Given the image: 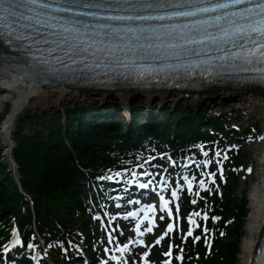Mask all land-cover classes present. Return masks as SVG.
Listing matches in <instances>:
<instances>
[{"label":"snow or ice","instance_id":"obj_1","mask_svg":"<svg viewBox=\"0 0 264 264\" xmlns=\"http://www.w3.org/2000/svg\"><path fill=\"white\" fill-rule=\"evenodd\" d=\"M196 16L204 18L183 24L145 23ZM99 20L104 23L93 22ZM112 21L125 23L113 24ZM0 37L8 45L24 47L25 55L31 57L35 64L48 63L43 57H37V52L41 51H61L75 63L72 55L83 58L82 54L90 51L93 55L99 51L111 55L113 50L135 54L155 48L157 52L171 50L168 54L175 55V50L183 49L186 44L216 45L217 51H221L220 44H231L236 49L231 52L233 61L264 65V0H0ZM153 37L159 43L153 44ZM165 39L171 42L164 43ZM38 45L47 47L38 48ZM228 57L229 52L225 51L221 59ZM56 59L59 62L60 58ZM135 59L133 55L132 66L137 69V79L153 71L150 66L136 65ZM0 65L5 75L13 73L6 56ZM252 70L261 73L258 79L264 82V67ZM120 175L117 172L109 178ZM210 175L215 178L214 173ZM201 186H204L203 181ZM172 194L177 195L175 189ZM168 203L165 200L164 206L167 207ZM171 228L169 225V230ZM139 242L144 243L142 240ZM12 243L19 245L21 241L16 239ZM145 264H148L147 260Z\"/></svg>","mask_w":264,"mask_h":264},{"label":"bare ground","instance_id":"obj_2","mask_svg":"<svg viewBox=\"0 0 264 264\" xmlns=\"http://www.w3.org/2000/svg\"><path fill=\"white\" fill-rule=\"evenodd\" d=\"M56 52L51 55V60L47 64L35 67L25 65L23 67L22 63L19 62L24 60L22 55H15V53L9 52L8 49L0 45V54H2L0 55V61L6 56L13 67V73L5 75L2 65H0V107L6 106L9 102L11 103V109L0 130V141L5 150L3 159L10 164L15 175L17 174V169L13 162V137L16 122L27 108H40L48 100L63 102L76 98H91L101 102L109 98L126 103L128 100H134L139 94L148 105L153 102H158L159 104L164 102L198 104L207 95L214 94L212 96L218 97L230 95L232 97L235 96L243 104H247L248 107L254 108L257 112H261L264 118V87L250 84L224 82L222 84H208L203 87L199 85L195 88L187 89L172 87L141 89L130 86L103 88L102 86L77 84L72 78L66 79V82L46 84L48 82L47 77L50 74L54 75L56 73L58 76H63L64 70L58 71L60 67H56V64L65 61V59L59 52ZM57 57L60 58L59 62L56 59ZM17 68L22 73L31 75L29 77L31 80L16 72ZM68 72H73V70H68ZM78 73L79 71L76 75ZM88 73L94 75L92 70H88ZM49 83L52 82L49 81ZM102 112L105 111L102 110ZM33 124V126H36V123L33 122ZM258 163L257 182L249 196L250 212L247 218L246 235L241 248V264H249L251 262L256 244L259 243L264 229V146L259 152Z\"/></svg>","mask_w":264,"mask_h":264},{"label":"trees","instance_id":"obj_3","mask_svg":"<svg viewBox=\"0 0 264 264\" xmlns=\"http://www.w3.org/2000/svg\"><path fill=\"white\" fill-rule=\"evenodd\" d=\"M92 112V109H87ZM112 112L113 109H110ZM72 117L84 122L88 117L84 115L82 108L71 110ZM35 119L30 118V123L51 121L55 124V134L53 138L44 139L38 129L31 136L18 133L15 137L17 148L15 159L20 166L21 181L23 187L31 194L35 201L38 213L41 210L48 213L50 207L63 212L64 209L72 212V207H80V192L78 188L79 177L81 175L80 165H93L95 160L94 145L97 142L96 135L103 133V126L93 127L91 125L84 129L69 130L67 139L70 146H67L62 136L63 125L62 116L59 111L52 115H35ZM2 117L0 116V122ZM205 118L199 117L197 113L188 111L180 117V127L193 130L196 122L202 123ZM210 122H212L210 120ZM89 130H91L89 132ZM193 134H198L194 131ZM5 165L0 164V206L8 203H18L21 195L14 192L17 186L12 180ZM13 190V191H12ZM247 199L244 196L240 200L233 198L226 200L224 205L225 214H234L238 217V222L232 228L231 239L224 244L221 256L225 259V264H234L237 258V250L243 227V219L246 215ZM10 206L14 207L12 204ZM72 216V214H70Z\"/></svg>","mask_w":264,"mask_h":264},{"label":"rangeland","instance_id":"obj_4","mask_svg":"<svg viewBox=\"0 0 264 264\" xmlns=\"http://www.w3.org/2000/svg\"><path fill=\"white\" fill-rule=\"evenodd\" d=\"M214 95V94H212ZM212 95H207L204 97V99L198 103L199 105H202V107L206 108L208 107L210 110L211 114H218L219 112H224V111H228L229 109H239L240 108V112L239 115L237 116V118L241 119V122L246 121V119L248 118H254L256 120H258L261 123V126L263 127L264 130V118H263V114L261 112H257L254 108H248L245 107V104H243V102H241L240 100H238L235 96H227L225 100L223 99H213L216 98L217 96H212ZM229 101V102H228ZM76 103H80L81 105H88V106H98V105H107L110 103H115L117 106H121L122 108H126L127 106H135V107H140L141 105H146L145 101L141 98V96L138 94L137 97L134 100H128L127 103H121L115 99H104L101 102L97 101V100H93L91 98H76V99H71L68 101H63V102H56L54 100H48L47 102H45L40 108H27L26 111H24L19 119L17 121L20 120V118H22L23 116L29 114V113H39V112H50L52 110H59L61 113H64V110L67 107H73ZM169 107L172 109H176V108H190L192 106L197 107L199 105L197 104H189V103H184V102H179V103H173V102H168ZM227 106L229 108H227ZM7 107V108H5ZM11 109V103L9 102L6 106L0 107V112H5L6 110H8V112ZM231 112L227 113L228 115ZM7 117V116H6ZM5 117V119H6ZM145 117L146 118V114L145 116H140V118ZM139 117H137L138 119ZM65 120L66 122V118L63 119V121ZM5 121V120H4ZM3 121V122H4ZM2 122V125H3ZM2 125L0 127V130L2 128ZM66 125V124H65ZM72 125H76V121H73ZM21 131H23L24 133H29L32 134V131H30V127L26 125H22L20 128ZM262 130V131H263ZM45 132V136H47V131L44 129ZM0 147H2L3 152L5 153L4 147L1 145V141H0ZM262 149V145H260L259 147L257 145H254L252 147H246L244 148V152L248 153L250 155V160H252L253 166L255 167V173L245 177L244 176V172L241 173V179L240 182L238 184L237 187V193L238 194H242L244 191H248V195L250 196V193L253 189V186L255 185V183L257 182V175H258V167H259V152ZM4 155V154H3ZM1 161L6 164L8 166V169L11 171V173L14 174V170H12V167L10 166V164L4 161L3 157L1 158ZM15 164V163H14ZM17 168V167H16ZM249 182V183H248ZM240 264V263H239Z\"/></svg>","mask_w":264,"mask_h":264}]
</instances>
